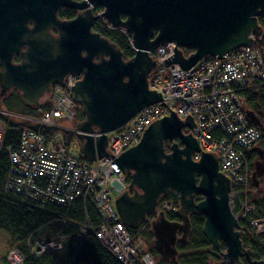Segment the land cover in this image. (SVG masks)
I'll use <instances>...</instances> for the list:
<instances>
[{
	"label": "water",
	"instance_id": "water-1",
	"mask_svg": "<svg viewBox=\"0 0 264 264\" xmlns=\"http://www.w3.org/2000/svg\"><path fill=\"white\" fill-rule=\"evenodd\" d=\"M94 7L103 12L94 14ZM61 8L78 13L61 19ZM263 14L264 0H0V99L16 90L24 105L39 107L51 85L62 84L67 74H80L72 99L84 115L76 124L81 155L91 161L102 159L108 155L105 133L162 101L160 93L149 89L155 67L150 51L173 42L174 54L166 65L188 70L207 55L221 58L249 46L251 36L261 32L258 17ZM99 18L130 34L135 50L131 59L124 60L113 42L93 30ZM53 28L56 37L49 32ZM183 49L191 53L185 56ZM246 116L258 122L252 111ZM193 124L192 117L181 120L172 112L151 123L139 142L118 156L119 168L130 178L127 190L115 201L121 222L137 230L155 213L161 197L174 191L179 221H169L161 212L150 227L161 260H176L177 242L187 241L190 215L196 214L204 217L202 234L210 245L225 246L219 264H244L242 258L264 264L243 245V232L231 208V183L219 172L218 156L201 152L193 160V153L200 152L198 142L183 132ZM96 131L101 134L93 138L90 134ZM165 141L171 142L169 152ZM258 151L251 174L254 188L264 175V152Z\"/></svg>",
	"mask_w": 264,
	"mask_h": 264
},
{
	"label": "built area",
	"instance_id": "built-area-1",
	"mask_svg": "<svg viewBox=\"0 0 264 264\" xmlns=\"http://www.w3.org/2000/svg\"><path fill=\"white\" fill-rule=\"evenodd\" d=\"M251 38L249 46L221 58L207 55L188 70L165 63L173 56L175 43L150 51L155 67L149 76V89L160 93L162 101L143 108L125 125L106 133L108 155L95 161L82 157L79 131L73 123L76 104L72 88L81 79L80 74H68L63 84H54L48 109H40L38 114L0 108V150H6L10 163L5 188L42 207L48 203L67 205L77 200L89 203L96 211L98 225H93L85 212L83 224L75 226L82 237L92 233L104 250L121 264H155L149 252L141 253L143 250L132 243L134 237L116 210L115 201L127 190L128 184L117 158L138 143L151 123L174 112L181 120L188 116L193 119L189 132L200 148L199 153H193V160L197 161L201 152L216 154L219 172L232 186L242 185L246 189L251 174L245 152L258 142L260 131L249 125L242 93L253 91L264 82L263 30ZM4 117L26 125L16 145L4 144ZM64 122L71 123L65 126ZM69 132L76 134L71 144L65 139V133ZM99 135L94 133L93 137ZM231 196L234 207V196ZM175 204L179 206L178 198L177 202L163 200L155 213L142 223L151 225L159 213L176 212ZM251 223L258 224L255 220ZM259 223L262 228L257 230L261 231L264 221ZM62 245L61 239H38L30 250L41 256L61 250ZM11 255L24 259L14 250Z\"/></svg>",
	"mask_w": 264,
	"mask_h": 264
},
{
	"label": "trees",
	"instance_id": "trees-1",
	"mask_svg": "<svg viewBox=\"0 0 264 264\" xmlns=\"http://www.w3.org/2000/svg\"><path fill=\"white\" fill-rule=\"evenodd\" d=\"M75 15V12L69 9H61L58 16L62 19H69ZM259 23L263 27L264 36V14L259 16ZM102 23V22H101ZM97 21L93 30L100 33L113 42L122 52L124 60L131 59L135 50L130 44V34H125L122 31L115 29H107ZM190 50H185V54H190ZM15 61H18V57ZM244 95L246 103V111H252L258 118V122L247 119L249 125L256 127L260 131V138L255 144V150H248L245 152V157L248 159L250 172L252 173L254 164L253 159L259 157V151L264 152V82H260L258 87L253 91H245ZM8 99V100H7ZM2 99V108L11 112H18L23 114L35 115L37 110L27 108L17 103L18 98ZM48 109V105L44 107ZM74 124L84 120V115L81 110L76 107ZM5 120V137L4 144L16 145L19 142V134L25 124L15 123L12 120L4 117ZM67 142L72 143L76 138V134L71 132L65 133ZM171 142L165 141V152H169ZM9 156L6 150H0V232L7 235L6 248L8 252L16 251L23 259L24 264H121L113 256L107 253L100 245L98 240L92 233H87L81 236L75 226L82 225L85 220V212L88 213L89 218L97 226L98 217L96 211L89 203H83L81 200L74 201L67 205H58L55 203H48L42 207L39 204L25 198L16 192L5 188L4 183L9 171ZM250 173V174H251ZM263 179V181H262ZM130 178L127 175V182ZM251 181V179H250ZM262 186H264V175L260 179ZM261 184L258 188L260 189ZM231 188L238 195V205L245 211L243 217L238 220L239 229L244 233L242 237L243 245L249 246L252 252V258L255 260L264 259V229L257 230L252 225V221H264V200L244 198L246 194L242 191V185H235ZM254 188V187H253ZM241 192V193H240ZM240 193V194H239ZM253 193V192H252ZM248 193V197L252 194ZM178 195L171 191L168 195L161 197L159 203L163 200H173L177 202ZM200 196L196 200L199 201ZM158 203V204H159ZM252 204V206H248ZM234 202V208H235ZM245 206L250 209L244 208ZM177 207V205L175 204ZM252 207V208H251ZM179 209V206L177 207ZM235 210V209H234ZM165 217L172 222L179 221V216L176 212H166ZM251 218V219H250ZM191 231L185 243L177 242L178 256L175 261L166 263L161 260L156 253L153 246V236L150 230L151 225L140 224L137 230L128 229L132 237L136 240H143L147 251L152 255L155 264H219L222 261L221 253L225 251V246L221 242L220 248H213L206 237L202 234V227L204 224V217L196 214L190 215ZM253 229L254 236L251 234ZM62 240V249L45 253L41 256H36L31 253L30 248L36 240L55 239ZM63 239H68L72 244V249L69 252L68 258L63 262L57 257L58 252H63L65 243ZM80 242L79 247H75L77 242ZM133 244L134 241L132 242ZM7 254L0 255V264H10L6 258ZM244 264H250V261L242 258Z\"/></svg>",
	"mask_w": 264,
	"mask_h": 264
},
{
	"label": "rangeland",
	"instance_id": "rangeland-1",
	"mask_svg": "<svg viewBox=\"0 0 264 264\" xmlns=\"http://www.w3.org/2000/svg\"><path fill=\"white\" fill-rule=\"evenodd\" d=\"M95 13H99L98 12V8H96V12ZM98 21V20H97ZM258 23H259V19H258ZM260 24V23H259ZM260 26H261V24H260ZM11 96H6V97H4V98H2V99H7V98H10ZM12 98V97H11ZM2 99H0V108L1 109H4V108H2ZM8 100V99H7ZM70 123L71 122H64V125L66 126H69L70 125ZM259 159V157L257 156V157H255L254 159H253V164L255 163V161L256 160H258ZM253 170H254V168H253ZM251 171V170H250ZM251 173V172H250ZM252 174V173H251ZM250 178H251V176H250ZM261 179V178H260ZM262 181H263V179H262ZM260 182V184H261V188L258 190V189H255V188H253V185H252V183H251V181L249 182V184H248V186H246V189H244L242 192L244 193V194H246V196H244V198H246V200L247 201H249L250 199H257L258 198V200L259 201H261V200H264V186H262V183H261V181H259ZM253 192V193H252ZM241 193V192H240ZM239 193V194H240ZM248 193H252L249 197H248ZM231 194H233V199H234V202H235V208L234 207H232V204H231V208H232V211H233V213H234V215L235 216H237V218H238V220L239 219H241L242 217H243V215H244V213H245V211L243 210V208L240 206V205H238V195L237 196H235L236 195V192L235 191H231V193H230V196H231ZM231 199H232V196H231ZM231 199H230V202H231ZM197 201V200H196ZM248 206H252V204H248ZM235 209V210H234ZM246 209H250V207H247ZM251 219V218H250ZM256 226V228L257 229H261L262 228V226H261V223H258L257 225H255ZM251 230V234H253L254 236H256L255 234H254V231H253V229L251 228L250 229ZM243 236H244V233H243ZM242 236V237H243ZM136 237L137 236H135L134 237V243L136 244V245H138L139 247H140V249L141 250H143L141 253H143V252H148L147 251V249H146V245H145V243H144V241L142 240H137V241H135L136 240ZM7 239H8V237H7V235L5 234V233H3V232H0V255L1 254H7V259L9 260V262H10V264H24V262H23V260L22 259H16L15 257H14V255H11V252H12V250L10 251V252H8V250H7V248H6V246H5V244H6V241H7ZM63 241H64V243H65V249L63 250V252H58L57 253V257L61 260V261H63V262H65L66 261V258H68V255H69V252H70V250L72 249V244H71V242L68 240V239H63ZM210 244V243H209ZM79 245H80V242L78 241L77 242V244L75 245V247L77 248V247H79ZM245 246V245H244ZM246 248H250L249 246H245ZM224 252V251H223ZM222 258V257H221ZM18 260V261H17Z\"/></svg>",
	"mask_w": 264,
	"mask_h": 264
},
{
	"label": "flooded vegetation",
	"instance_id": "flooded-vegetation-1",
	"mask_svg": "<svg viewBox=\"0 0 264 264\" xmlns=\"http://www.w3.org/2000/svg\"><path fill=\"white\" fill-rule=\"evenodd\" d=\"M77 1H81V0H77ZM90 8H92V7H90ZM61 9H68V8H61ZM60 9V10H61ZM59 10V11H60ZM69 10H72V11H74L75 12V15L72 17V18H74L75 16H76V14L78 13V11H75V10H73V9H69ZM58 11V12H59ZM93 12H94V14H99V13H101V12H103V9L102 8H98V12L99 13H95L96 12V7H94V9H93ZM59 17V16H58ZM60 18V17H59ZM72 18H69V19H72ZM62 19V18H61ZM98 21L101 23V25L102 26H104L105 28H107V29H112V28H110L109 26H111L110 25V23H108L106 20H105V18H99L98 19ZM119 31H122L123 33H125V34H129V33H127V32H125L124 30H122V29H118ZM50 34L53 36V37H56L57 36V31H56V29H50ZM130 44H131V36H130ZM132 46V45H131ZM17 58V57H16ZM16 58H15V60H16ZM18 60H19V58H18ZM154 70V69H153ZM152 70V71H153ZM151 74H152V72H151ZM150 74V75H151ZM68 75V74H67ZM66 75V76H67ZM65 78V77H64ZM64 83V81H62V84ZM54 85V84H53ZM53 85H51V88H52V86ZM50 94H51V90H50V92L49 93H47V94H44L40 99H39V102H40V106L39 107H35V108H32V109H35V110H40V109H44V107L46 106V105H48L49 104V101H50ZM7 96H11V97H13V98H18V100H19V102L17 103V105L19 106V104L20 105H22V106H25V107H27V108H31V107H28V106H26V105H24L22 102H21V99H20V94H19V92H17L16 90H12V91H10V93H8L7 94ZM76 107L77 108H79L80 110H81V107L79 106V105H77L76 104ZM183 132L184 133H190L189 132V130L188 129H184L183 130Z\"/></svg>",
	"mask_w": 264,
	"mask_h": 264
},
{
	"label": "bare ground",
	"instance_id": "bare-ground-1",
	"mask_svg": "<svg viewBox=\"0 0 264 264\" xmlns=\"http://www.w3.org/2000/svg\"><path fill=\"white\" fill-rule=\"evenodd\" d=\"M94 133H99V132L96 131V132H94ZM94 133H91L90 135L93 137V134H94ZM99 134H101V133H99ZM105 134H106V133H105ZM93 138H94V137H93ZM132 147H133V146H132ZM127 150H128V149H127Z\"/></svg>",
	"mask_w": 264,
	"mask_h": 264
}]
</instances>
